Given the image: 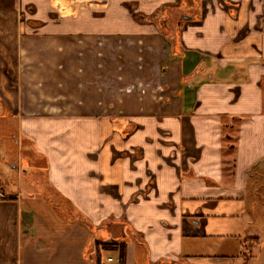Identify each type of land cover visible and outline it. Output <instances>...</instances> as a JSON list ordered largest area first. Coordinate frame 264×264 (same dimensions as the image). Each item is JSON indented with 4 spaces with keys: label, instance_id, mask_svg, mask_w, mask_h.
<instances>
[{
    "label": "crops",
    "instance_id": "crops-1",
    "mask_svg": "<svg viewBox=\"0 0 264 264\" xmlns=\"http://www.w3.org/2000/svg\"><path fill=\"white\" fill-rule=\"evenodd\" d=\"M0 107V264H264V0H0Z\"/></svg>",
    "mask_w": 264,
    "mask_h": 264
},
{
    "label": "rangeland",
    "instance_id": "rangeland-1",
    "mask_svg": "<svg viewBox=\"0 0 264 264\" xmlns=\"http://www.w3.org/2000/svg\"><path fill=\"white\" fill-rule=\"evenodd\" d=\"M26 138L24 134L19 131L17 118L12 116L9 111L0 107V189L2 187L6 189H14L18 192L27 190V180L32 182L36 181L37 192L43 195H49L50 192L47 189V185L44 182L45 178L42 174V170L34 169L27 166V158L30 151L26 149ZM16 165L21 173L22 168L25 169L24 176H17V169L13 168ZM1 173L5 176H1ZM260 191L264 190V181L260 182ZM49 200H55L53 197H49ZM56 208V207H55ZM60 214L68 216L69 214L61 212L57 207ZM116 254L115 251L104 250V258L107 255Z\"/></svg>",
    "mask_w": 264,
    "mask_h": 264
},
{
    "label": "trees",
    "instance_id": "trees-1",
    "mask_svg": "<svg viewBox=\"0 0 264 264\" xmlns=\"http://www.w3.org/2000/svg\"><path fill=\"white\" fill-rule=\"evenodd\" d=\"M97 243L95 242V244H94L96 250H95V253H94V256H93V258H94L93 260H94L95 264H102L101 263V256L99 254V249L97 248V246H98ZM99 244L101 245L102 249H104V250H109V249H112V247H113V244H110V243H107V242H100ZM125 248L126 247H125L124 244H122L120 246V248H119V255H120V257L122 259H124Z\"/></svg>",
    "mask_w": 264,
    "mask_h": 264
},
{
    "label": "built area",
    "instance_id": "built-area-1",
    "mask_svg": "<svg viewBox=\"0 0 264 264\" xmlns=\"http://www.w3.org/2000/svg\"><path fill=\"white\" fill-rule=\"evenodd\" d=\"M103 264H125L123 259L120 257L119 254H110L107 255L103 261Z\"/></svg>",
    "mask_w": 264,
    "mask_h": 264
}]
</instances>
